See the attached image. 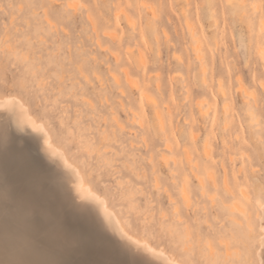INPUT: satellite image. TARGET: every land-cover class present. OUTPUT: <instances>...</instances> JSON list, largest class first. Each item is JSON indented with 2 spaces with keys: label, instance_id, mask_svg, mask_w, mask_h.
Here are the masks:
<instances>
[{
  "label": "rangeland",
  "instance_id": "rangeland-1",
  "mask_svg": "<svg viewBox=\"0 0 264 264\" xmlns=\"http://www.w3.org/2000/svg\"><path fill=\"white\" fill-rule=\"evenodd\" d=\"M262 20L261 0H0V97L21 100L128 235L180 264H261ZM5 121L1 264H153L99 209L64 204L54 159Z\"/></svg>",
  "mask_w": 264,
  "mask_h": 264
},
{
  "label": "bare ground",
  "instance_id": "bare-ground-1",
  "mask_svg": "<svg viewBox=\"0 0 264 264\" xmlns=\"http://www.w3.org/2000/svg\"><path fill=\"white\" fill-rule=\"evenodd\" d=\"M47 23V22H46ZM48 25H51V22H49L48 21V23H47ZM10 48H11V46H10ZM13 48H15V47H13ZM262 48V47H261ZM12 49V48H11ZM195 52H197V50H195ZM260 53V52H259ZM28 56V55H27ZM262 57V56H261ZM17 58V57H16ZM26 60V59H25ZM127 73V72H126ZM125 74V73H124ZM128 76V75H127ZM132 79V78H131ZM115 80V79H114ZM126 83H128V82H126ZM240 83V82H239ZM16 97V96H15ZM14 97V98H15ZM17 100H19V99H17V98H15V99H12V97L10 98V97H0V142H4L5 140H6V138H7V133L5 132L6 130H5V128H4V123L6 122L5 120L10 116V117H13L14 119H15V123L17 124V126L20 128V129H27L28 131H31L34 135H35V137L33 138L34 139V142L37 144V146H38V148L39 149H41V150H43V153H46V155L48 154V156H49V158L51 157L52 159H54V161H55V163L58 165H56L57 166V169H58V173L57 174H59V176H58V178L60 179V181H61V183H62V194H61V197H60V199L62 200V202L64 203V204H67V203H69L70 202V204H73L74 205V207H75V209H76V211L77 212H80V213H82L83 215H86L87 217H91V216H94L93 214V212H94V210H97V209H99L101 212H102V214H103V219H104V217H105V219L106 220H108V221H114V223H116L117 224V226H118V229H119V232H120V234L122 235V237H123V240H124V242L127 244V246H128V249H129V251H131L133 254H134V258H138V259H142V260H144V261H147V262H150V263H153V264H180V263H178V262H181V260L179 261V259H178V261H175L174 259H172V257H170V256H172V255H166L165 253H163L162 251H160V249L159 250H156V249H154L153 247H151L149 244H148V242H145V241H140V240H138L137 238H134V236L132 237V236H130V235H128L126 232H125V230L120 226V224H119V222L120 221H118L117 220V218L115 217L116 215H114L112 212H111V210L106 206V203H105V200H102V198H100L99 196H97V194L96 193H94L92 190H91V188L88 186V184L87 183H85V181H84V179H83V176L80 174V172H79V170L77 169V167H75L72 163H70L68 160H67V158L54 146L55 144H53V143H51V138H50V135L48 136V131L46 130V129H44L43 128V126H41V125H37L36 124V120L34 121V119H32L33 117H32V115H29L28 113H27V111L24 109V107H25V105H23L22 106V102H21V100H19V101H17ZM22 103V104H21ZM152 105H154V104H152ZM202 106H203V104H201ZM201 105H200V107H201ZM205 106V105H204ZM27 107V106H26ZM154 109H157L156 108V106L154 105ZM200 107L198 108V110L200 109ZM203 108V107H202ZM155 111V110H154ZM200 111V113L201 112H203L202 114H204V111H201V110H199ZM29 112V111H28ZM31 116V117H30ZM12 122H13V119H12ZM8 123V122H7ZM9 123H10V121H9ZM14 123V122H13ZM12 123V124H13ZM12 124H10L11 126H12ZM14 125V124H13ZM9 126V125H8ZM12 129V128H11ZM13 130V129H12ZM11 130V131H12ZM46 132H45V131ZM14 132V131H13ZM9 133V132H8ZM14 134V133H13ZM168 134V133H167ZM165 137V136H164ZM32 139V138H31ZM30 139V140H31ZM14 140V139H13ZM7 144H9L8 142H7ZM34 144V143H33ZM0 145H2V144H0ZM1 147V146H0ZM2 147H3V145H2ZM206 147V146H205ZM165 149V148H164ZM209 149V148H208ZM2 150V149H1ZM36 150V149H35ZM65 150V149H64ZM5 151V150H4ZM40 151V150H39ZM4 153V152H3ZM1 154V153H0ZM45 155V154H44ZM45 155V156H46ZM166 156V155H165ZM50 158V159H51ZM48 159V158H47ZM161 159V158H160ZM173 159V158H172ZM50 161V160H49ZM52 161V160H51ZM175 162V161H174ZM52 163H53V161H52ZM51 164V163H50ZM52 165V164H51ZM175 165V164H174ZM173 165V166H174ZM49 166V165H48ZM165 166V165H164ZM55 167V166H54ZM51 168H53V167H51ZM195 168V167H194ZM45 170V169H44ZM47 170H49V169H47ZM46 170V171H47ZM54 171V170H53ZM52 172V171H51ZM45 173V172H44ZM53 173V172H52ZM52 173H50L49 172V174H52ZM55 173V172H54ZM194 174V173H193ZM210 174V173H209ZM47 175V174H46ZM52 175H54V174H52ZM208 176H210V175H208ZM55 177V176H54ZM50 178V177H49ZM52 178H53V176H52ZM56 178V177H55ZM59 179H57V180H59ZM51 180V179H50ZM53 180H54V178H53ZM209 180H210V178H209ZM56 181V180H55ZM52 182V181H51ZM57 182V181H56ZM202 182V181H201ZM214 182V181H213ZM87 184V185H86ZM184 190V189H183ZM243 193H245V192H243ZM182 194V193H181ZM184 194H185V192H184ZM186 195V194H185ZM186 198H187V195L185 196ZM246 199H249V198H246ZM185 201V200H184ZM188 203H190L189 201H188ZM259 203V202H258ZM23 204V203H22ZM184 204H186V203H184ZM229 206H231V205H229ZM257 206H259V214H258V218H257V220H258V228H259V235H258V248H257V253H256V255L258 256V260L261 262V264H264V231H262V228H264V202L263 203H260L259 205H257ZM256 206V207H257ZM97 208V209H96ZM229 208V207H228ZM231 208H234V207H231ZM239 208V207H238ZM1 209V208H0ZM240 209H241V207H240ZM257 209H258V207H257ZM230 210V209H229ZM233 210V209H232ZM238 211V210H237ZM242 211H244V210H242ZM241 212V211H240ZM96 213V212H95ZM98 213V212H97ZM102 214H100V215H102ZM238 214H240V213H238ZM237 214V215H238ZM244 214V213H243ZM67 215V214H66ZM245 215V214H244ZM3 216V210H2V214H1V217ZM4 216H5V214H4ZM241 216V215H240ZM99 216H98V214H97V218H98ZM243 217V216H242ZM4 218H8V217H3L2 219H4ZM1 219V218H0ZM1 219V220H2ZM101 219V218H100ZM9 221V220H8ZM101 221H104V220H101ZM3 222V221H2ZM79 223V222H78ZM90 223V222H89ZM92 223V222H91ZM99 224H101L100 222H99ZM105 224V221H104V223L102 224V225H104ZM93 225H95V224H93ZM106 225H109V224H106ZM105 225V226H106ZM115 225V224H114ZM249 223H247V227H249ZM117 226H116V228H117ZM95 227V226H94ZM100 227V226H99ZM107 227V226H106ZM92 228V227H91ZM102 228H103V226H102ZM94 229V228H93ZM107 229V228H106ZM105 229V230H106ZM109 229V228H108ZM5 230V229H4ZM7 230V229H6ZM111 230V229H110ZM247 230V232H246V237H245V241L247 240V239H249L250 238V229L248 228V229H246ZM112 231V230H111ZM118 231V230H117ZM184 231H185V229H184ZM8 232V231H7ZM88 232V231H87ZM186 232V231H185ZM20 233V232H19ZM113 233V232H112ZM6 234V233H5ZM99 234V233H98ZM101 234H103V233H101ZM105 234H106V232H105ZM105 234H103L102 236H105ZM119 234V233H118ZM185 235H186V233H184ZM23 235H24V233H23ZM108 235V234H107ZM107 235H106V237H107ZM111 235V233L108 235V236H110ZM2 236V235H1ZM10 236V235H9ZM22 236V235H21ZM24 236H26V235H24ZM61 236V235H60ZM183 237V236H182ZM62 238V237H61ZM97 238V237H96ZM118 238H119V235H118ZM9 239V238H8ZM13 239V238H12ZM65 239V238H64ZM63 239V241H65ZM91 239V238H90ZM100 239V238H99ZM99 239H96L97 241L99 240ZM142 239V238H141ZM1 240V239H0ZM14 240V239H13ZM93 240V239H92ZM143 240V239H142ZM219 240H221L220 238H219ZM5 241V240H4ZM67 241V240H66ZM224 241V240H223ZM2 242V241H1ZM0 242V243H1ZM5 242H7V244H10L8 241H5ZM4 242V243H5ZM13 242V241H12ZM93 242H94V240H93ZM221 242V241H220ZM3 242H2V244H4ZM98 243V242H97ZM121 243V242H120ZM119 243V244H120ZM6 244V245H7ZM14 244V243H13ZM13 244H12V247H14L13 246ZM111 244V243H110ZM184 244V243H183ZM183 244H181V246H183ZM224 244V243H223ZM5 245V244H4ZM100 245V244H99ZM107 245H109V244H107ZM185 245V244H184ZM10 247H11V245H9ZM15 246H16V244H15ZM209 246H210V244H209ZM224 247H226L225 245H223ZM0 247H2V246H0ZM8 247V246H7ZM7 247H5V248H7ZM94 247V246H93ZM97 247V246H96ZM110 247V246H109ZM115 247V246H114ZM114 247H113V249H114ZM126 247V246H125ZM184 247V246H183ZM183 247H181V248H183ZM187 246H185V248H186ZM3 248H4V246H3ZM4 248V249H5ZM20 248V247H19ZM28 248V247H27ZM120 248V247H119ZM184 248V249H185ZM211 248V247H210ZM3 249V250H4ZM16 249V248H15ZM22 249V248H21ZM99 249V248H98ZM225 249V248H224ZM228 248H226V250H227ZM3 250H1L2 251V253H3V255H4V253L6 252L5 250V252H3ZM14 250V249H13ZM12 250V251H13ZM20 250V249H19ZM19 250H17L16 252H18L19 253ZM23 250V249H22ZM29 250V249H28ZM92 250V249H91ZM110 250V249H109ZM162 250V249H161ZM186 250V249H185ZM184 250V251H185ZM226 250H224V252H225V256H227L226 254H228V253H226ZM114 250H112V252H113ZM119 251V250H118ZM183 251V254H185V252L187 251H185L184 252ZM210 251V250H209ZM8 252H10V250L8 251ZM15 252V253H16ZM108 252V251H107ZM111 252V251H110ZM120 252L121 251H119V256H120ZM128 252V251H127ZM213 252V251H212ZM227 252H228V250H227ZM230 252V251H229ZM1 253V254H2ZM20 253H22L23 255H24V253L23 252H21L20 251ZM130 253V252H129ZM111 254V253H110ZM109 254V255H110ZM1 256L2 258L4 257V258H6L5 256ZM14 255V254H13ZM212 255H214V253H212ZM223 255V256H224ZM230 255H231V253H230ZM21 257H22V255H20ZM19 256V257H20ZM25 256V255H24ZM23 256V257H24ZM26 256H29L30 257V263L31 264H43V262H42V260H41V258H39V256L37 255V254H35L34 252L33 253H31L30 255H26ZM105 257H107V255H104ZM224 256V257H225ZM0 257V258H1ZM22 257V258H23ZM228 257V256H227ZM12 258V257H11ZM10 258V259H11ZM17 258V257H16ZM26 258V257H25ZM25 258H23L22 260L24 261V259ZM112 258V257H111ZM128 258H130V256L128 257ZM132 258V257H131ZM173 258H174V256H173ZM176 258V257H175ZM226 258V257H225ZM229 258V257H228ZM6 259H8V258H6ZM9 259V260H10ZM17 259H19V258H17ZM224 259V258H223ZM227 259V258H226ZM226 259H225V261H226ZM3 260V259H2ZM118 260H121L122 261V259L120 258V259H118ZM128 259H126V261H127ZM229 260V259H228ZM227 260V261H228ZM7 261V260H6ZM15 261V258L13 259V262ZM19 261H21L20 259H19ZM19 261H17V263L19 262ZM27 261H29V258H28V260ZM107 261V260H106ZM132 261V260H131ZM130 261V262H131ZM224 260H223V263H225L226 264V262H225ZM244 261H245V259H244ZM4 262V261H3ZM184 262V261H183ZM2 262H0V264H1ZM9 263V262H8ZM23 263H25L26 264V262H23ZM29 263V264H30ZM118 263V262H117ZM117 263H115V264H117ZM120 263V262H119ZM182 263V262H181ZM243 263V262H242ZM245 263V262H244ZM247 263V262H246ZM4 264V263H3ZM6 264H7V262H6ZM10 264H11V260H10ZM14 264H16V262H14ZM18 264H20V262L18 263ZM28 264V263H27ZM107 264V263H106ZM110 264V263H109ZM122 264V263H121ZM129 264V263H128ZM186 264V263H185ZM230 264V263H229ZM250 264V263H249Z\"/></svg>",
  "mask_w": 264,
  "mask_h": 264
},
{
  "label": "snow or ice",
  "instance_id": "snow-or-ice-1",
  "mask_svg": "<svg viewBox=\"0 0 264 264\" xmlns=\"http://www.w3.org/2000/svg\"><path fill=\"white\" fill-rule=\"evenodd\" d=\"M261 9L264 11V0H261ZM261 32L264 33V20H262ZM261 56H264V48L261 50ZM262 231H264V228H262Z\"/></svg>",
  "mask_w": 264,
  "mask_h": 264
}]
</instances>
